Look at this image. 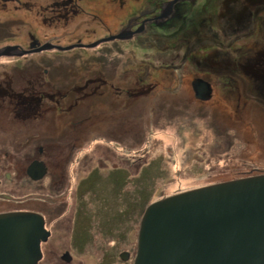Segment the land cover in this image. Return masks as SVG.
Instances as JSON below:
<instances>
[{
    "label": "rangeland",
    "instance_id": "obj_1",
    "mask_svg": "<svg viewBox=\"0 0 264 264\" xmlns=\"http://www.w3.org/2000/svg\"><path fill=\"white\" fill-rule=\"evenodd\" d=\"M36 12L25 11V15L39 18ZM39 19L33 23H28V18L15 22L0 19V49L18 50L0 56L1 81L6 75L33 77L31 86L46 91L42 82L45 73H57V80L67 85L83 73L80 80L88 87L105 85L109 80L88 82L99 65L95 58L100 45L119 51L118 56L112 54L117 59L113 66L124 74L135 72V78L139 69L147 66V81L143 82L154 88L142 93L143 84L134 83L140 95L123 103H107L106 92L99 96V92L87 90L89 105L72 107L69 113L66 107H53L51 102L42 103L38 113L33 109L23 112L1 96L0 212L28 211L42 216L61 210L70 216L78 210L86 214L91 232L128 222L135 252L140 220L150 203L182 191L264 173V107L253 103L256 99L242 105L245 100L235 90L226 65L214 72L201 69L210 70L206 68L210 57L199 58L205 43L196 42L193 48L189 40L186 53L184 47L189 43L180 38L174 64L165 67L162 59L158 62L153 46L138 47L132 36L117 40L121 24L101 29L86 18L82 24L76 19L51 26ZM102 37L109 39L99 43ZM91 44L94 46H88ZM45 45L49 48L38 51ZM211 49L218 64L225 50L219 42ZM55 55L58 64L54 58L52 66L50 56ZM29 60L34 62L31 70L27 68ZM195 78L212 81L211 100L203 102L195 97L191 86ZM94 94L98 96L95 100ZM98 99L103 106L93 104ZM34 160L46 167V174L38 181L27 174Z\"/></svg>",
    "mask_w": 264,
    "mask_h": 264
},
{
    "label": "flooded vegetation",
    "instance_id": "obj_2",
    "mask_svg": "<svg viewBox=\"0 0 264 264\" xmlns=\"http://www.w3.org/2000/svg\"><path fill=\"white\" fill-rule=\"evenodd\" d=\"M129 4L132 5L131 12ZM29 10H36L37 17L51 26L68 24L76 19L82 24L86 18L95 21V25L101 29L121 24L115 36L122 38L117 40L132 36L133 41L139 43L138 47L150 49L153 46L158 62L162 59L165 67L174 64L173 59L177 57L179 48L175 45L180 38L186 39L187 43L192 40L193 48L196 42H203L205 49L199 58L210 57L207 66L205 65L210 70L201 68V65L199 68L214 72L226 65L224 68L236 84L235 90L243 95L245 103L242 105H246L250 99H256L253 103L264 107V0H0V19L15 22L17 19L28 18V23L39 21V18L26 17L25 11ZM136 31L140 34H135ZM48 36L50 34L45 35ZM107 39L109 37H102L98 41ZM214 42H219V46L225 50L218 64L214 61L216 56L211 49ZM134 45L137 46L136 43L132 46ZM190 45L191 43L184 47L186 53H189ZM99 48L100 54L95 58L99 65H96L90 76L92 80L89 77L88 82L93 79L99 83L109 80L105 85L95 83L94 87H88L85 80H80L83 73L67 85L57 80V73L49 72V76L46 73L42 76L47 90L37 91L34 85L31 86L33 77L6 75L4 82L0 80V97L15 103L23 112L33 109V113H38L42 103L51 102L53 107H66V113H69L68 111L73 110L72 107L89 105L87 103L92 90L96 94L99 92V96L106 92L107 103L118 100L123 103L124 99L128 101L127 99L139 96L140 89L142 93H149L154 88V85L143 82L147 81V66L145 69L141 67L134 78L135 72L124 74L113 66L117 59L112 54L118 56L119 52L116 48L110 50L100 45ZM17 51L16 49L14 52ZM196 51L199 52V49ZM229 55L233 56L232 60ZM50 58L52 66L56 63L54 58H57L58 64L56 55ZM57 67L59 72L61 67ZM27 68L33 69L34 62L29 60ZM116 73L118 74L114 77ZM22 79L26 86L22 84ZM200 79L210 84L213 93L212 81ZM53 81L58 86H54ZM108 83L110 87H107ZM134 83L143 85L139 89ZM249 93L253 97H248ZM96 94L94 100L98 98ZM212 96L213 94L211 99ZM93 104L104 105L99 99ZM42 217L48 237L40 243L41 257L37 264H133L135 252L132 246V229L128 222L124 224L123 221L105 231L98 227V231L91 232L87 226L86 214H81L78 210H74L70 216L61 210H51Z\"/></svg>",
    "mask_w": 264,
    "mask_h": 264
},
{
    "label": "water",
    "instance_id": "obj_3",
    "mask_svg": "<svg viewBox=\"0 0 264 264\" xmlns=\"http://www.w3.org/2000/svg\"><path fill=\"white\" fill-rule=\"evenodd\" d=\"M12 49L16 47L0 49V56ZM191 86L198 100L211 98L212 88L205 80L194 79ZM27 174L38 181L46 167L34 160ZM47 237L39 214L0 213V264H36L40 243ZM133 264H264V173L150 203L140 220Z\"/></svg>",
    "mask_w": 264,
    "mask_h": 264
},
{
    "label": "bare ground",
    "instance_id": "obj_4",
    "mask_svg": "<svg viewBox=\"0 0 264 264\" xmlns=\"http://www.w3.org/2000/svg\"><path fill=\"white\" fill-rule=\"evenodd\" d=\"M129 10H130V12H131V10H132V5L131 4H129ZM12 36V35H11ZM37 264V263H36Z\"/></svg>",
    "mask_w": 264,
    "mask_h": 264
},
{
    "label": "trees",
    "instance_id": "obj_5",
    "mask_svg": "<svg viewBox=\"0 0 264 264\" xmlns=\"http://www.w3.org/2000/svg\"><path fill=\"white\" fill-rule=\"evenodd\" d=\"M124 224H125V222H124ZM131 229H132V227H131Z\"/></svg>",
    "mask_w": 264,
    "mask_h": 264
}]
</instances>
